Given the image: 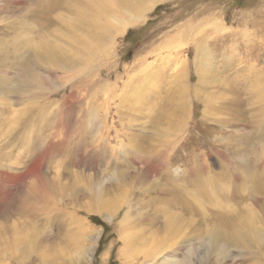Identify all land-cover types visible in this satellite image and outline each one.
I'll return each instance as SVG.
<instances>
[{
  "label": "rangeland",
  "instance_id": "374dc122",
  "mask_svg": "<svg viewBox=\"0 0 264 264\" xmlns=\"http://www.w3.org/2000/svg\"><path fill=\"white\" fill-rule=\"evenodd\" d=\"M44 1L0 0L1 42L25 20L76 60L0 56V264H264V0H139L83 66Z\"/></svg>",
  "mask_w": 264,
  "mask_h": 264
},
{
  "label": "bare ground",
  "instance_id": "6f19581e",
  "mask_svg": "<svg viewBox=\"0 0 264 264\" xmlns=\"http://www.w3.org/2000/svg\"><path fill=\"white\" fill-rule=\"evenodd\" d=\"M3 1H4V7H5L4 12H10L13 14L15 10L17 12L18 8L16 7V2H14L12 6L10 5L11 4L10 0H3ZM72 1L73 0H67L65 7H63V5H61L59 0H54V1L45 0L43 5H39L37 7V10H35V14H33V17H34L35 22H37V24H40L39 28L44 26L47 29L48 24H51L52 26H56L57 29L54 31L55 38L61 39V37L65 36L71 42V43H68V45L69 46L74 45L73 48L77 49L76 51L79 50L80 58H78L79 59L78 62H80L79 64H81L82 66H83L82 63H87L91 47H94V48L99 47L102 44L101 41L104 39V36L107 35L109 31V27L112 26V24L109 26V20L112 18L115 19L116 17L121 16V15H115V10L125 9V11L127 10L129 12L130 18L129 20H127L124 26H134L139 21H141L140 16H136L137 13L135 12L137 11L136 4L137 2H140L139 0H91L92 1L91 5L93 7H87L85 5L83 6V4L80 5L79 3L75 4L74 2L73 4ZM155 1L162 2L163 0H155ZM75 2L77 3V1ZM78 2L80 1L78 0ZM9 5L14 7V12L12 10L10 11L9 9L7 10ZM61 10L65 11L66 14L68 13V15L70 14L71 17L64 16L61 12H59ZM53 13H55V15L51 16L53 15ZM25 15H28V13ZM35 15L37 16L42 15L43 21L36 18ZM109 17L111 18L109 19ZM46 20H48V23L46 22ZM22 21L23 20H20V22ZM24 21H23V24H20V23L16 24L13 21L9 25L6 26L7 27L6 30H9V33L13 34V36L11 35L10 40H8L6 44L3 43L5 41L2 40L3 42H1L0 40V56L2 58V64H4V67H6L5 65H7L6 68H8L9 70H19V72L24 74L26 78H30V80L35 81L34 83L38 82V76H36V73H33L35 71L32 66L41 65L43 67L44 65V66H48V68H51V71L52 70L54 71V69L57 70L58 68L63 73H65V71L67 73H70L71 70L75 67L76 60L73 57L64 54L60 45L55 44V43L53 44V42H51L49 38H47L49 34H52L49 31V29H47L49 33L46 35V37L45 36L43 37L42 34L40 35L37 34L36 39L34 40L35 42L33 41L34 43L32 44V41H30V37H27V36H30V33L34 34L35 31L30 25L28 26L26 22L24 23ZM143 22L144 20L142 21V23ZM195 26L189 23L188 27L191 28ZM200 28H202V26H200ZM206 37H209V36H206ZM198 43L199 45L195 47V56L193 60L195 73L199 72L200 70V71H204L205 75L208 74L211 77L212 76L211 72L214 71L211 67L212 64H210V60L213 59L212 55L211 53L209 54V52L206 50L207 48L204 49L207 46H205L203 42L202 44L201 42H198ZM75 44L78 45L77 48H75ZM29 47L34 48V51H32V56H28L27 54L28 52L24 50ZM180 77L185 78L184 75L182 76L180 75ZM257 86L260 91V95L258 96H260L261 99L264 100L263 98L264 87L262 85H257ZM9 93L11 94L12 92L9 91Z\"/></svg>",
  "mask_w": 264,
  "mask_h": 264
}]
</instances>
